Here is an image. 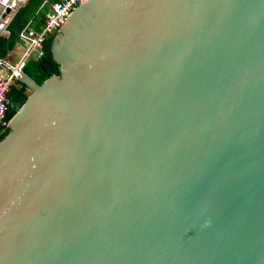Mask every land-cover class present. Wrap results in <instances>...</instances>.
Here are the masks:
<instances>
[{
	"label": "water",
	"instance_id": "1",
	"mask_svg": "<svg viewBox=\"0 0 264 264\" xmlns=\"http://www.w3.org/2000/svg\"><path fill=\"white\" fill-rule=\"evenodd\" d=\"M49 53L0 139V264H264V0H85Z\"/></svg>",
	"mask_w": 264,
	"mask_h": 264
},
{
	"label": "built area",
	"instance_id": "2",
	"mask_svg": "<svg viewBox=\"0 0 264 264\" xmlns=\"http://www.w3.org/2000/svg\"><path fill=\"white\" fill-rule=\"evenodd\" d=\"M29 0H0V38L8 36V25ZM85 0H41L18 34L19 53L15 50L0 57V136L7 130L9 102L6 95L25 65L42 57L44 46L65 24L76 6ZM15 53H18L17 56Z\"/></svg>",
	"mask_w": 264,
	"mask_h": 264
},
{
	"label": "trees",
	"instance_id": "3",
	"mask_svg": "<svg viewBox=\"0 0 264 264\" xmlns=\"http://www.w3.org/2000/svg\"><path fill=\"white\" fill-rule=\"evenodd\" d=\"M41 0H29L22 8L18 10L14 18L8 25V36L0 38V57L12 50L19 51V44L17 42V34L22 25L32 16L34 10ZM51 40H48L44 46V52L40 59L29 61L24 67V73L31 78L36 84L40 85L45 79L50 76H57L59 74L58 65L51 59L49 53ZM19 53V52H18ZM18 53H15L17 56ZM28 93L23 85L15 81L10 87L6 98L9 103L18 104L23 103ZM14 114L12 109L6 112V119H10ZM7 130L0 139L6 134Z\"/></svg>",
	"mask_w": 264,
	"mask_h": 264
},
{
	"label": "rangeland",
	"instance_id": "4",
	"mask_svg": "<svg viewBox=\"0 0 264 264\" xmlns=\"http://www.w3.org/2000/svg\"><path fill=\"white\" fill-rule=\"evenodd\" d=\"M26 93H28V92L26 91Z\"/></svg>",
	"mask_w": 264,
	"mask_h": 264
},
{
	"label": "flooded vegetation",
	"instance_id": "5",
	"mask_svg": "<svg viewBox=\"0 0 264 264\" xmlns=\"http://www.w3.org/2000/svg\"><path fill=\"white\" fill-rule=\"evenodd\" d=\"M9 109V108H8Z\"/></svg>",
	"mask_w": 264,
	"mask_h": 264
}]
</instances>
